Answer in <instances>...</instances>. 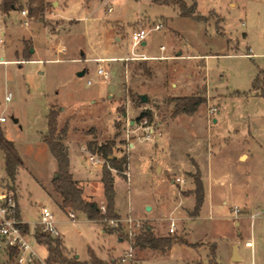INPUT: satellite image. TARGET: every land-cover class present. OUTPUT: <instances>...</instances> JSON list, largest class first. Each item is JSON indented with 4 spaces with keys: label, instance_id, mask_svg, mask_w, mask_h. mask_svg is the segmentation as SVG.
I'll use <instances>...</instances> for the list:
<instances>
[{
    "label": "rangeland",
    "instance_id": "rangeland-1",
    "mask_svg": "<svg viewBox=\"0 0 264 264\" xmlns=\"http://www.w3.org/2000/svg\"><path fill=\"white\" fill-rule=\"evenodd\" d=\"M46 2L42 14L28 15L27 25L20 17L26 6L8 15L0 11V115L6 117L0 127L23 162L11 182L17 190L22 217L31 228L40 207L47 206L68 249L85 258L89 249L106 255V248L115 247L117 254L110 257L117 264H136L146 257L137 264H174L194 257V251L178 246L165 261L150 257L159 250L133 246V231L145 224L157 236L186 235L189 241H197L191 244L198 246L191 248L208 245L211 249L212 244L201 238L210 239L217 233V218L234 215L230 208L233 201H238L240 208L246 203L247 220L255 219L256 229L264 230V98L252 89L255 76L260 71L264 76V0H195L197 11L208 18L207 22L179 16L173 5L151 0H113L110 12L105 0ZM156 22L163 27L152 31L144 45L132 47V30ZM161 45L167 48L163 53L166 58L125 59L133 54H158ZM247 52L252 56L247 57ZM95 58L107 60L98 62ZM99 66L105 68L107 78L97 73ZM80 70H85L82 76L77 75ZM203 91L204 102L194 113L173 115V97ZM8 92L12 97L7 101ZM140 94L146 96L145 102ZM49 111L56 114L57 132L64 130L61 142L66 151L69 145L74 162L79 155L86 166L91 154L102 156L98 149L106 143H112L111 152L117 159L126 158L122 171L109 168L108 162L101 165V174L107 164L116 176L114 205L124 217L117 213L119 224L115 228L119 230L113 234L122 241L101 232L100 225L110 226L108 222H97L99 225L78 215V210L62 207V197L52 184L57 163L42 140L47 134ZM212 118L217 120L213 122ZM144 127L151 130L147 131L149 138H145ZM230 127L240 135L249 130L254 133L255 141L245 146L249 154L246 161L237 160L243 140L239 135L231 136L225 144L216 143L211 152L207 150L208 136H227ZM130 143L135 147L129 148ZM197 160L232 173L233 181H237L234 190L228 189L232 181L223 187L225 205L218 202L221 194L216 199L214 195L213 220L208 217L207 198L196 219H189L194 214L188 211L194 198L179 202L180 189L187 190L190 182L185 171ZM167 164L172 167L170 174L164 171ZM92 178L82 184L83 191L76 181L77 186L83 199H94L104 211L102 183ZM1 180L8 177L0 150ZM44 187L57 196H50ZM70 211L74 219L67 216ZM256 212L252 219L250 214ZM172 215L176 229L168 233ZM129 218L132 222L127 221ZM184 228L185 234L181 233ZM248 236L245 232L242 235L241 248ZM35 248L44 260L46 250ZM126 253L129 256L122 261ZM64 254L74 255L67 250ZM207 257L206 262L202 259L203 264H220L213 255ZM0 264L16 262L11 263L0 252Z\"/></svg>",
    "mask_w": 264,
    "mask_h": 264
},
{
    "label": "trees",
    "instance_id": "trees-1",
    "mask_svg": "<svg viewBox=\"0 0 264 264\" xmlns=\"http://www.w3.org/2000/svg\"><path fill=\"white\" fill-rule=\"evenodd\" d=\"M153 3L159 5H173L178 10V15L182 17H191L198 21H208V18L197 11L195 0L191 4H187L185 0H151ZM47 2L46 0H0V11L8 13L11 10L21 9L23 6L27 7L29 16H38L45 11ZM260 71L254 78L252 89L254 92L264 98V76ZM204 92L191 94L189 96L173 97L171 101L175 103L173 115L178 113L192 114L194 113L201 103L204 102ZM62 133L64 130L57 132L56 128V114L49 111L47 116V134L42 137L43 142L48 146L49 151L55 158L57 163L56 176L52 179L53 189L62 197V207L71 208L82 212L88 220L94 222H108L109 220H118L119 216L114 210V188L113 176L109 168L122 171V164H126V158L117 159L112 154V143H106L99 147V152L102 157L108 162L109 168L105 164L102 168L101 183L103 195L105 198V210L103 211L95 201L85 200L81 196V189L73 180L69 172V160L67 151L62 144ZM0 150L4 156L5 172L8 180L15 179L16 170L23 164L14 144L8 140L0 127ZM196 189L195 197L196 202L193 209V214L196 215L199 211L203 199V188L199 180L198 174L194 177ZM104 232L113 233L118 231L115 226H107L104 224ZM109 225V224H108ZM25 230H28V224H24ZM121 237V236H120ZM34 238L38 245L44 246L46 255L44 257L45 264H117L116 259H110L108 263L98 258L90 249L88 250L89 260L81 261L75 254L67 257L64 253L66 248L62 245L60 237H51L45 232H41L39 226H35ZM132 245L141 248H150L165 252L170 249L174 244L186 245L189 247H197L198 244H191L185 238L173 236H157L153 232V228L145 224L144 226L133 231ZM214 253V248L211 250ZM15 253L10 252L8 260L14 262Z\"/></svg>",
    "mask_w": 264,
    "mask_h": 264
},
{
    "label": "crops",
    "instance_id": "crops-1",
    "mask_svg": "<svg viewBox=\"0 0 264 264\" xmlns=\"http://www.w3.org/2000/svg\"><path fill=\"white\" fill-rule=\"evenodd\" d=\"M12 11H15V10H11L8 13H6V14L3 13V14L8 15ZM20 17L22 18V16H20ZM166 49L167 48L165 47V50ZM160 54H161V51L158 54H146V55L159 56ZM11 97H12V94H11ZM2 116H5V115H2ZM212 120H213V122H215V120H217V119L212 118ZM5 121H6V119H5ZM17 121H15V122H17ZM226 131H227V136H225L226 134H223V137L222 136L219 137L217 135L210 134V136H208V138L206 140L207 150L208 151L210 150V152H211V150L213 149V146L216 143L219 144L222 142L223 144H225V143H227V140L231 138V136L236 137V135L237 136L239 135L238 137L242 136L243 140L240 144V149L237 153V160L246 161L249 157V154L246 151L245 146L248 145V143H250V141H253V140L255 141V136L253 135L254 133L251 132V130H249L248 134L242 133L240 135L239 131L233 127L226 129ZM134 147H135V144H133V148ZM67 155H68V160H69V172L71 173L73 179L80 184L82 191L84 190V188L82 187V184L93 179L92 177H95L96 179H98V183L101 184V180H100V178H101V175H100L101 174V165L100 164L91 165L89 163V161H87L86 166H84L83 163L81 162V160L79 159V155L75 158V162H74L73 158L71 157V155L69 153V145L68 144H67ZM3 158H4V156H3ZM87 168L89 170H87ZM56 170H57V168H56ZM164 171L167 172L168 174H170L172 171L171 165H169V164L165 165ZM185 172L188 174V178H189L190 182L188 183L189 186H188L187 190L180 189V194H179L180 200H179V202L183 203L185 200L184 198H189V197L194 198L193 205L191 206V208H188V211L193 212L195 202H196L195 192H194L196 189V185H195L194 177H195V174H198L199 180H200L202 188H203V199H202V203L200 205L199 211L200 210L202 211L201 208H202V206L205 203L206 198H207L208 199L207 200L208 208H209V216L208 217L210 220H213L215 217L213 214H211V211H212V207L214 206V202H215L214 201V195H215V199H216L217 194L222 195L223 194L222 191L225 190V188H223V187L227 183L230 184L231 181H232V183L230 185V188H228V189L234 190L233 186L237 182V181L236 182L233 181V180H235V176L232 173H229L225 170L214 169L211 166V163H209V162L207 163L206 166H204L198 160L194 161V164H192V167L189 170H186ZM115 177L116 176H113V188H114ZM176 178H179V177L176 176ZM172 179H173V177H172ZM179 183H181V182L179 181ZM217 189H219V190L217 191ZM45 190L47 191V193L50 196H53V197L57 196L55 194L54 190L47 189V188H45ZM245 194H247V193H245ZM114 195H115V191H114ZM222 196L223 197L221 199L218 198L219 201H218V199H217V201L220 204L225 205L227 203V199L224 197V195H222ZM87 200L94 201V199H89V198ZM244 204H245L244 206L241 204V208H240V204L238 203V201H233V205L230 208L232 209V211H233L234 206L239 208L240 212L238 215H240V216H238V215H237V217L235 215H233V216L222 215L220 217L218 216L219 217V218H217L218 221H216L214 224L215 225L214 227H216L217 233L215 235L211 236L210 239H207L206 237L201 238L205 243L212 244L211 249H209L208 245L203 246L201 249L200 248L193 249V248L186 246V245L174 244L171 246L170 249L166 250L165 252L158 251V252H156V254L151 255L150 257L151 258L152 257H155V258L159 257V258H161V260L166 261L167 256L174 249H176L179 246V247H181V249H183V247H188V249L194 251L195 254H194V257L190 256V257L185 258V259L182 258L181 260H177L174 262V264H203L202 259L204 258L205 262L208 261V259H209L207 257L208 255H210L211 257L213 255L214 258L216 259V261L219 262L220 264H245V263H248V264H264V230H262V228L256 229L255 221H254L255 219L250 220V221L247 220L248 218H246V216L248 214V211H247L248 207H247L246 203H244ZM58 205L61 208V206H60L61 204L59 201H58ZM181 207L183 208V206H181ZM114 208H115V212L118 213L115 205H114ZM19 209H20V207H19ZM150 209H151V207L149 206L148 210H150ZM62 210L65 211L64 209H62ZM199 211L196 215L189 217V219L199 218V216H200ZM183 212H185V211H183ZM20 215H21V218L29 225V228H31L29 222L22 217L21 210H20ZM78 215H83L85 217V215L82 212H79ZM119 215L124 217L121 214H119ZM184 215H186V212ZM252 215H253V213L250 214V217L252 219L255 218ZM185 218H188V217L185 216ZM171 219H173L175 221V219L173 218V215L171 216ZM53 220H54V225L57 228V221L54 217V213H53ZM97 224H99V223H97ZM168 227H169V224H168ZM100 229H101V232L103 234L108 235V236L109 235L114 236L119 241H122L115 234L104 232L101 225H100ZM57 230H58V228H57ZM244 232H245V234H247L249 236L245 238V240L243 242V248H241V238H242V235L244 234ZM59 233H60V236H61V239L63 242V246L66 248V250L69 253L73 252V254H75V256L81 261H85V260L89 259V256H87L85 258H81L80 255L77 254V252H75L72 249L71 250L68 249L64 244V240H63V236H62L61 232H59ZM168 233H169V231H168ZM181 233H183V234L187 233L185 231V228L183 229V231ZM184 237L189 243L197 242V241H194V242L189 241L187 239L186 235ZM248 241L251 242V246H247L245 244V242H248ZM36 246L42 247L45 249L44 246H41L38 244H36ZM126 247L128 248L129 244ZM213 248H214V253L212 254L211 250H213ZM206 249H209L210 251L206 250ZM105 250H106V255H100L97 251H95V250H93V251L98 258H100L104 261L108 258L113 259L112 257H110L111 253H113L115 255L117 254V253H115V252H117V251H115V247H108ZM118 254H121V252H119ZM200 256H201V261H200ZM147 258L148 257L143 258L141 260H138L137 263H139L143 260H146Z\"/></svg>",
    "mask_w": 264,
    "mask_h": 264
},
{
    "label": "built area",
    "instance_id": "built-area-1",
    "mask_svg": "<svg viewBox=\"0 0 264 264\" xmlns=\"http://www.w3.org/2000/svg\"><path fill=\"white\" fill-rule=\"evenodd\" d=\"M113 0H105L106 3V9L107 11H112ZM21 16L24 18V24H28V12L26 9H21L20 11ZM163 27V24L161 23H154L152 26L149 27H138L131 32V42L132 47L138 46L140 44H144L147 37L150 35L152 31H158ZM165 50V46H160L161 54L159 56H149L145 53L141 54H133L131 56L126 57L125 59L130 60H149V59H163L166 58L165 55H163ZM247 57H251L252 55L247 52L245 53ZM113 59H117L113 57ZM98 62H105L106 58H95ZM97 73L99 75H102V77L107 78L108 73L105 70L103 66H99L97 68ZM91 81L88 80L87 83H90ZM7 101L11 99V93L8 92L5 98ZM5 116L0 115V122L5 121ZM144 124H146V120L143 121ZM146 130L147 127H144ZM130 131L129 129H126V132ZM150 132L149 128L146 130V132ZM147 132V135L145 138H149V133ZM129 148H133V144L130 143ZM90 164H100L103 165L106 160L102 156H98V154H91L89 156ZM176 181H181L179 178H175ZM18 194L17 190L15 189L13 183L8 180H1L0 181V252H4L5 255H9L10 252L15 253L14 261L16 264H34L35 262H41L42 264H45L44 260L41 259V257L38 254L37 249L35 248V245L37 244L34 238V229L35 226H39L41 232H45L49 234L51 237H60V233L57 230V228L54 225L53 220V213L47 206H41L40 210L38 212V219L36 223L34 224V228H29L28 230H25L24 224L26 222L21 218L20 215V209H19V203H18ZM103 209V206H102ZM240 209L236 206L233 207V213L237 217L239 214ZM258 212H256L254 215H257ZM68 217L70 219H74L75 215L73 212H68ZM128 222H132V219H127ZM108 224L111 226H116L119 224L118 220H109ZM135 225L139 227V222H136ZM176 229V224L173 219H170L168 231L169 233H174ZM247 246H251V242H245ZM129 256V254H125L124 257H122V261L125 260V258Z\"/></svg>",
    "mask_w": 264,
    "mask_h": 264
},
{
    "label": "water",
    "instance_id": "water-1",
    "mask_svg": "<svg viewBox=\"0 0 264 264\" xmlns=\"http://www.w3.org/2000/svg\"><path fill=\"white\" fill-rule=\"evenodd\" d=\"M29 51H30V52H33V49L30 48ZM84 72H85V70H80V71L77 72V75H78V76H82V75L84 74ZM140 99H141L142 102H145V101H146V96H145L144 94H140ZM15 121H17V120L14 119V122H15ZM146 207H147V209H149V206H146Z\"/></svg>",
    "mask_w": 264,
    "mask_h": 264
}]
</instances>
